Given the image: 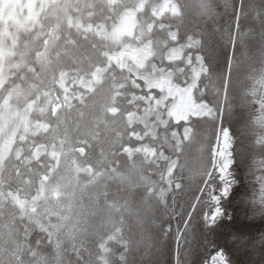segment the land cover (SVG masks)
Returning <instances> with one entry per match:
<instances>
[{
  "label": "snow or ice",
  "instance_id": "obj_1",
  "mask_svg": "<svg viewBox=\"0 0 264 264\" xmlns=\"http://www.w3.org/2000/svg\"><path fill=\"white\" fill-rule=\"evenodd\" d=\"M233 197L264 219V0H0V264H189Z\"/></svg>",
  "mask_w": 264,
  "mask_h": 264
},
{
  "label": "rangeland",
  "instance_id": "obj_2",
  "mask_svg": "<svg viewBox=\"0 0 264 264\" xmlns=\"http://www.w3.org/2000/svg\"><path fill=\"white\" fill-rule=\"evenodd\" d=\"M243 115L237 110V116L229 125L234 131H238ZM242 181L238 191H248L249 185L245 170L238 169ZM183 203V201H181ZM226 208L232 216L231 221H222L220 226L209 232L205 227L202 217L193 214L191 222L190 255L189 264H202V262L214 251L215 247L225 249L231 257L233 264H264V245L261 244V237H264V219L258 216L253 218L250 212L233 197ZM207 211L208 209H204ZM233 233L243 235L245 243L234 242ZM171 244H169V248ZM163 264H171L170 252L166 250L165 255L160 257Z\"/></svg>",
  "mask_w": 264,
  "mask_h": 264
}]
</instances>
